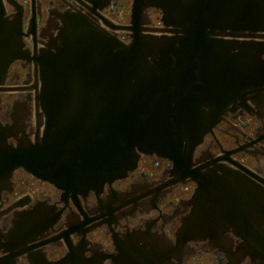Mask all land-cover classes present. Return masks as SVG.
Returning <instances> with one entry per match:
<instances>
[{
    "label": "flooded vegetation",
    "instance_id": "obj_1",
    "mask_svg": "<svg viewBox=\"0 0 264 264\" xmlns=\"http://www.w3.org/2000/svg\"><path fill=\"white\" fill-rule=\"evenodd\" d=\"M133 1L0 0V131L9 143L44 136L45 107L56 102L41 97L54 87L46 82L62 37L76 24L129 43ZM161 17L146 7L136 26L161 33ZM258 216L264 98L223 115L186 166L141 153L125 176L102 183L71 174L55 182L14 169L0 184V264H116L121 244L128 264L133 251L152 246L173 264L179 256L181 264H264L247 239L258 234Z\"/></svg>",
    "mask_w": 264,
    "mask_h": 264
},
{
    "label": "water",
    "instance_id": "obj_2",
    "mask_svg": "<svg viewBox=\"0 0 264 264\" xmlns=\"http://www.w3.org/2000/svg\"><path fill=\"white\" fill-rule=\"evenodd\" d=\"M146 7L161 10V33L136 26ZM132 11L129 43L76 24L62 37L46 82L54 87L41 97L56 102L45 107L48 127L16 145L0 131V184L18 167L55 182L112 181L141 153L186 166L223 115L264 98V0H134ZM258 223L247 239L264 258V216ZM133 252L131 264H173L157 246ZM127 253L121 244L116 264Z\"/></svg>",
    "mask_w": 264,
    "mask_h": 264
}]
</instances>
